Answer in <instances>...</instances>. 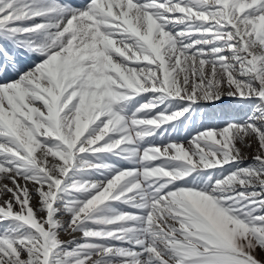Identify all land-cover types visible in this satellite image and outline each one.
<instances>
[{
	"label": "snow or ice",
	"instance_id": "snow-or-ice-1",
	"mask_svg": "<svg viewBox=\"0 0 264 264\" xmlns=\"http://www.w3.org/2000/svg\"><path fill=\"white\" fill-rule=\"evenodd\" d=\"M0 264H264V0H0Z\"/></svg>",
	"mask_w": 264,
	"mask_h": 264
}]
</instances>
